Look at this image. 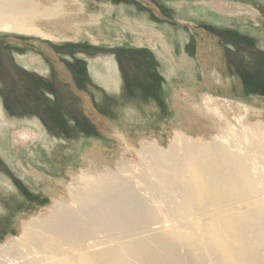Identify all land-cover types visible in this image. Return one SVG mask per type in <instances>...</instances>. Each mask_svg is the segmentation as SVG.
Returning a JSON list of instances; mask_svg holds the SVG:
<instances>
[{"label": "rangeland", "instance_id": "374dc122", "mask_svg": "<svg viewBox=\"0 0 264 264\" xmlns=\"http://www.w3.org/2000/svg\"><path fill=\"white\" fill-rule=\"evenodd\" d=\"M10 1L21 5L25 26L47 20L58 1L63 7L67 5V0H0L5 4ZM211 1L250 6L258 12L256 20L219 13L204 4ZM82 2L81 17L87 19L89 28H81L79 33L67 36L44 25L39 27L51 39L0 31V105L9 124L4 127L5 145L0 147V244L22 234L20 221L47 217L61 205L57 190L70 188L76 180L68 171L81 170L83 156L94 152L101 151L105 159L100 162L101 171L114 173L121 163L139 168L137 171L149 170L146 194L156 204L169 203L173 190L159 191L150 180L155 179L154 173L176 162L166 158L172 148L169 133L180 119L181 111L174 104L177 98L178 104L193 108L196 101L201 105L197 95L212 97L207 93L210 89L223 93L225 107L240 103L243 114L231 117L234 112L211 107L206 111L208 119L215 124L213 128H224L230 142H241L258 158L261 156L259 138L250 139L247 134L264 128V0ZM48 4L51 9L44 13L42 8ZM91 15L100 20L91 23ZM145 28L162 33L172 49V60L163 54L157 38L146 35ZM33 56L40 60V67L30 64ZM185 56L195 63L191 70L178 67L184 65ZM97 57L114 59L120 91L101 84L92 74V62ZM171 67L176 72L171 73ZM33 122L45 131V140L13 146V132L32 128ZM236 130L241 131L239 136L234 135ZM206 132L209 130L202 138H190L197 148V162L204 160V149L212 141L213 133ZM153 133L159 140L160 154H142L146 142H153ZM7 148L16 149L14 159L7 156ZM178 158H185V153H179ZM20 162L25 170L17 167ZM162 214L166 220H173L167 222L177 221L165 210ZM200 217L199 224H193L196 234L205 233ZM165 231L157 230L150 236L152 262L168 255L164 246L155 245ZM204 240L207 242L208 236ZM202 258H207L204 252Z\"/></svg>", "mask_w": 264, "mask_h": 264}, {"label": "bare ground", "instance_id": "6f19581e", "mask_svg": "<svg viewBox=\"0 0 264 264\" xmlns=\"http://www.w3.org/2000/svg\"><path fill=\"white\" fill-rule=\"evenodd\" d=\"M83 3L82 0H67L63 7L64 3L58 1L56 11L45 15L47 20L25 26L24 12H21L18 1L0 2V31L51 39L39 27L44 25L56 33L62 30L67 36L79 33L81 28L88 27L85 24L87 19L83 18V21L81 17L84 14ZM204 4L229 16L247 15L255 19L258 14L250 6L225 1ZM45 6L42 11L48 13L51 5ZM62 14L65 16L61 17ZM98 20L96 15L90 16L91 23ZM144 32L152 39L157 38L163 45V54L172 60V49L165 44L162 33L146 28ZM184 60V65L181 63L178 67L191 70L194 61L187 56ZM30 64L40 67L41 62L33 56ZM91 69L101 84L120 91V78H117L113 58L97 57ZM172 72H176L175 68L171 69ZM207 93L212 97L197 95L201 105L196 101L193 108L185 103L178 104V94L175 93L177 99L174 104L181 112L180 119L172 125L169 133L172 148L166 159L176 162L173 167L154 173L155 179L150 180L159 191L173 190L169 203L164 206L156 204L146 194L144 184L149 170L144 169V172L140 168L142 171H137L139 168L121 163L114 173L101 171L100 162L105 161L102 152L85 155L81 170L68 171L76 179L72 186L67 188L63 185V189L57 190L56 199L62 200L61 205L47 217L20 221L22 234L0 244V264H264V128L247 134V138H259L261 156L258 158L243 143L230 142L224 128H213L215 124L206 113L213 107L223 112H234L230 116L237 117L243 114L241 104L225 107L223 93H214L210 89ZM0 120V147H4L7 137L4 127L9 124L5 123L1 105ZM32 126L14 131L11 144L25 146L36 140H45V131L41 130L39 123L33 122ZM207 130L213 133L212 141L204 149V160L197 162V148L190 138H202V133ZM240 134L239 130L234 132L236 136ZM151 135L153 142L145 139L148 145H142L141 152L159 155V140L155 133ZM15 150L7 148V156L14 159ZM181 152L185 153L183 159L178 158ZM17 167L24 169L21 162ZM176 170L184 171L177 175ZM5 184L10 186L7 182ZM154 208L158 210L156 213ZM164 210L177 221L167 222L173 220L165 219ZM198 216L203 220L200 224L202 230L205 229L204 234L193 232V224H199ZM183 229L188 230L190 236ZM157 230L170 231L162 233L164 237L155 242L157 246H164L168 255L152 262L150 236ZM205 236H208L207 242ZM206 243L208 249L205 252L203 246ZM203 252L206 259L202 258Z\"/></svg>", "mask_w": 264, "mask_h": 264}]
</instances>
